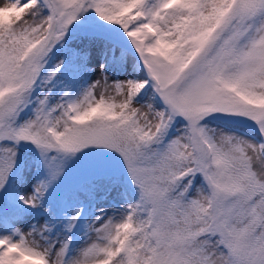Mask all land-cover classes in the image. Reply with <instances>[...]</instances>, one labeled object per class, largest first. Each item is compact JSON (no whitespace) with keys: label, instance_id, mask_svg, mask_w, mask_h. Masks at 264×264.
Instances as JSON below:
<instances>
[{"label":"snow or ice","instance_id":"snow-or-ice-1","mask_svg":"<svg viewBox=\"0 0 264 264\" xmlns=\"http://www.w3.org/2000/svg\"><path fill=\"white\" fill-rule=\"evenodd\" d=\"M89 10L119 26L144 78L109 83L102 64L83 92L53 100L65 61L48 67L50 54ZM83 31L115 47L107 33ZM74 55L86 66L87 53ZM26 108L33 115L18 122ZM214 113L250 120L259 138L210 128ZM4 140L31 142L49 168L50 180L21 197L27 205L59 178L64 157L89 147L119 156L138 196L88 223L76 255L68 239L42 242L39 228L0 235V264H264V0H0ZM15 156L0 145V188Z\"/></svg>","mask_w":264,"mask_h":264},{"label":"rangeland","instance_id":"rangeland-1","mask_svg":"<svg viewBox=\"0 0 264 264\" xmlns=\"http://www.w3.org/2000/svg\"><path fill=\"white\" fill-rule=\"evenodd\" d=\"M21 2H26V0H21ZM97 21H99V17L93 10L84 13L80 20L74 21L64 41L58 44L50 54L51 59L48 67H54L60 60L65 61L63 69L58 73L55 86L51 89L53 100L63 96L65 92L73 97L83 92L89 84L100 78V65L102 64L109 83L116 80L144 78V73L136 63L137 57L134 49L131 48L119 26L105 28L102 22L98 24ZM84 24L96 31L107 33L115 47L108 50L92 42L83 31ZM75 53L81 55L87 53L86 66H80L79 57L74 55ZM111 56L124 58L122 68L109 63ZM43 91L47 94L46 89ZM101 91H103L102 87L96 89L97 98ZM105 95H115V93L109 90L105 92ZM149 96L150 93L140 98L136 106L140 107V105L151 102ZM32 115L31 108H26L21 112L18 122H23L31 118ZM206 119L210 128L234 132L248 138H259L256 125L244 117L214 113ZM0 145L14 147L16 152L15 166L9 174L8 182L3 188H0V214L7 206L5 198L30 210L24 219H14L6 224L0 222V235L12 234V230L16 228L22 232H29L34 227L39 228L42 229V235L47 237V240L42 242H55L58 247L59 241L68 239L70 241L69 255H76L88 242V223L95 220L97 216H101L102 219L118 216L124 205L135 200L132 187L127 183L131 179L120 157L104 148L89 147L83 149L87 154L78 152L75 155L64 157L62 174L47 186V192L49 190L54 192L66 180L77 181L81 177L99 173L96 178L91 180L90 186L78 195L77 208L70 210L62 204L59 205L60 209L56 208L57 202L49 201L46 198V191L42 196H38V203L35 207L27 205L21 197L33 194L37 184L48 182L50 180L49 171L40 158L42 157L40 151L31 142L15 143L4 140L0 141ZM59 163L60 160L53 162L54 167ZM105 172L115 174V176H111L112 183L108 186L102 185L101 182L106 179L102 178V174ZM76 209L80 210V216L69 231L66 225L75 215Z\"/></svg>","mask_w":264,"mask_h":264},{"label":"trees","instance_id":"trees-1","mask_svg":"<svg viewBox=\"0 0 264 264\" xmlns=\"http://www.w3.org/2000/svg\"><path fill=\"white\" fill-rule=\"evenodd\" d=\"M111 59H109V63L112 64L113 66H118L120 68H122L121 66L124 63V58L122 56L120 57H110ZM93 175V173L91 174ZM90 175V176H91ZM106 179H104L102 182V185L108 186L110 185L111 180V175H106L105 176ZM76 181V180H75ZM90 182V179H87L86 176L85 177H81L79 180L77 179L75 185H72L70 188L67 189L68 193H67V200L68 203L71 204V207H74V204L76 205V200H77V196L79 193V189L80 188H86L88 186ZM137 191L134 192L135 194V198H137L138 193H136ZM74 202V204H73ZM8 208V209H7ZM0 218L2 220L5 219H9V218H24V213L21 212L19 209H16L13 205H7L6 208L3 209V213L0 214Z\"/></svg>","mask_w":264,"mask_h":264}]
</instances>
